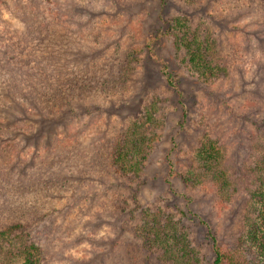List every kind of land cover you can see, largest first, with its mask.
<instances>
[{"label": "trees", "instance_id": "1", "mask_svg": "<svg viewBox=\"0 0 264 264\" xmlns=\"http://www.w3.org/2000/svg\"><path fill=\"white\" fill-rule=\"evenodd\" d=\"M26 1L31 7L23 6L30 17L22 41L0 40V153L7 154L3 163L16 174L4 185L11 186L0 190V264L62 260L46 237L56 232L51 229L54 215L64 220V208L54 201L70 192L88 206L105 194L101 225L116 228L112 242H95L93 254L79 264L94 259L99 264L102 258L111 264H264V157L252 161L253 150H246L232 162L236 166L230 175L228 147L206 130L187 160L174 158L182 143L170 135L168 120L174 117L182 127L191 115L186 95L191 90L213 94L206 90L231 80L236 62L211 26L192 21L190 15L202 0H128L124 11L146 6L149 18L157 17L148 19L146 28L140 24L137 46L133 39L138 35L131 28L126 31L127 26L120 42L104 41L98 32L84 29L73 20L74 6L67 0ZM40 1L47 15L40 14ZM252 8L261 13L264 0ZM116 12L109 17L115 19ZM164 42L170 43V53L155 70L146 63L157 57ZM174 72L181 75V85L173 84ZM92 111L106 121L88 146L75 143L81 154H72L68 143L56 151L54 126ZM260 140L264 117L251 121L245 142L253 149ZM176 178L185 192L213 193L219 205L242 192L248 196L238 200L251 215L242 220L236 244L218 243L207 223L197 218L208 230L207 243L202 241L201 225L187 221L191 199L186 213L177 193L172 200L166 197L167 191L175 193ZM79 238L90 241L83 233Z\"/></svg>", "mask_w": 264, "mask_h": 264}, {"label": "rangeland", "instance_id": "2", "mask_svg": "<svg viewBox=\"0 0 264 264\" xmlns=\"http://www.w3.org/2000/svg\"><path fill=\"white\" fill-rule=\"evenodd\" d=\"M67 1L74 6L75 12L73 14L75 16L73 20L80 23L86 30L91 28L92 31L98 32L102 35L103 40H107V42L122 41L125 33L123 32V26H127L129 29L127 28L126 31H130L131 28L138 35L137 39H133L135 40L133 45L137 46L141 40L140 30L148 26L146 24L148 19L152 21L157 19L155 14L149 18L147 11L149 7L146 6L142 9L141 7H134V9L130 7L129 9H133L131 12L124 11L122 5L131 0ZM257 1V3H253V0H202L199 3V8L190 15L194 23L202 22L211 26L218 33L223 50L231 54L236 62L232 66L233 77L231 80L217 83L211 90H206L210 93L213 92V94L209 95L191 90L186 95L185 103L188 105L191 115L186 118V122L182 127L178 125L176 118L172 117L168 120L170 135L177 140L179 139V141L181 139L180 143H182V147L175 151L177 155L174 154V158L187 160L188 154H191L192 144H195L206 130L228 147L227 153H225L227 158L225 162L230 170L228 171L230 175L235 171L236 166V163L232 164V162L238 161L246 150H253L252 155H249L252 161L264 157L263 140L254 143L253 149H250L246 145L247 142H245L251 121L264 117V108H260V105L264 102V72H261V70L264 71V9L262 8L260 13L256 8H252L253 4L259 3V0ZM26 2L28 1L0 0V40L3 41V44L6 38H10L17 43L22 41V35L26 33L29 26L26 18L30 17L27 16V11L23 6L26 4L30 8L31 3ZM46 7L43 1L39 2L38 9L43 16L47 15L45 14ZM116 8L118 9L117 12ZM115 12V19L109 17L110 14L112 15ZM140 24H144V26L140 27ZM109 26H111L110 32L108 31ZM170 48V43L164 42L158 50L157 57L155 59L151 58V60L148 58L146 64L154 67L155 70H160L164 66V57L170 53ZM170 67L175 69L172 65ZM174 73L173 84L181 85L182 82L177 81L181 75ZM158 79L165 81L164 77L158 76ZM1 83L0 93L2 91ZM168 89L170 95L174 94V89L170 87ZM5 98L2 99L3 104L7 102ZM248 101L255 103L254 106L249 107L247 105ZM79 116L78 118H73V116L68 119L64 118L62 120L64 124L54 126L52 140L56 143V146L54 145L56 151L60 152L64 149L63 145L68 143L71 145L70 151H72V154H81L80 146L75 143L83 142L85 147L88 146L95 133L104 127L106 121L105 116H101L95 111L87 116L83 113ZM28 151H33V148L30 147ZM4 155L2 156L0 153V190H7L11 183L6 187L4 186L5 183L16 178L15 172L9 171L7 165H4L3 162H8L7 154ZM9 161L11 164L14 159L11 158ZM69 169L75 171V168L71 167ZM95 187L98 186L95 185ZM173 187L175 193L172 190L166 192V197L170 200L174 198L173 194L177 193L179 195L178 203L185 210L188 199L192 201L189 204L192 212L185 211L188 213L189 219L187 221H191L189 225H201L197 218L201 219L210 227L218 243H237V239L242 232V220L246 215H251L250 208L246 204H238V200L248 198L245 193H239L227 203L219 205L213 193L185 192L178 178L174 181ZM104 195L98 197L92 203H88L89 206L83 199L81 201L77 200L76 192H70L67 196L54 201L57 208L61 210L64 208V220L59 215H54V221L50 226L51 229L56 228V232L46 237L55 246L52 251L58 253L59 257L61 256L62 260H59V258L54 259L55 264H79L81 260H87L93 254L98 244L103 245L105 242L114 240L116 237L114 235L116 230L114 225H101L100 221L101 211L104 207ZM66 212L67 217L65 218L64 214ZM57 214L61 215L62 213ZM71 219H77L81 223L74 225L70 222ZM85 222L88 223L85 224ZM198 231L201 232L202 241H208V238L205 237L208 234L207 228L201 225ZM81 233L90 239L88 243H83L85 238H79ZM78 239H81V241ZM95 242L98 244L94 245ZM137 242L139 241L133 239V243ZM206 253L209 257L211 256L210 251ZM103 259L99 264H111L108 260L103 261ZM18 262L20 264V261ZM98 262L94 259L90 263L83 264H98Z\"/></svg>", "mask_w": 264, "mask_h": 264}]
</instances>
